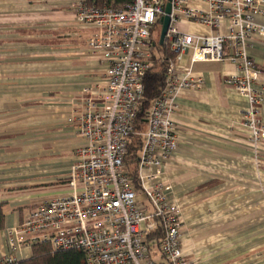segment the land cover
Masks as SVG:
<instances>
[{
	"label": "crops",
	"instance_id": "0c3cea01",
	"mask_svg": "<svg viewBox=\"0 0 264 264\" xmlns=\"http://www.w3.org/2000/svg\"><path fill=\"white\" fill-rule=\"evenodd\" d=\"M75 17L73 0H0V203H6L0 262L32 256L30 247H9L8 230L40 201L69 192L76 149L85 144L69 119L81 109L82 90L106 78L103 60L87 50L91 30ZM254 21L264 25V15ZM181 29L197 36L224 32L196 22ZM249 55L264 70V39L257 34ZM191 56L181 66L202 76L204 86L177 97L178 148L161 176L181 206L182 246L193 264H264V150L257 153L249 141V101L226 82L243 73L232 61Z\"/></svg>",
	"mask_w": 264,
	"mask_h": 264
},
{
	"label": "built area",
	"instance_id": "2783aa9c",
	"mask_svg": "<svg viewBox=\"0 0 264 264\" xmlns=\"http://www.w3.org/2000/svg\"><path fill=\"white\" fill-rule=\"evenodd\" d=\"M114 2L73 0L76 22L91 30L87 50L103 60L106 78L96 89L82 90L81 109L69 119L85 143L76 149L69 192L40 201L8 230V244L13 250L38 243H49L56 251L80 250L86 264H158L148 237L160 223L164 230L161 256L169 264H193L182 246L181 206L161 180L163 165L178 148L177 97L184 89H201L205 82L191 67H182L181 61L191 52L192 62L235 64L243 74H231L226 82L249 101L244 113L249 141L257 153L264 150L260 117L264 70L249 55L253 35L264 39V25L254 21V15H264V0H171L163 45L168 44L176 58L168 65L165 90L147 112L141 132L135 128L137 111L151 68L154 35L168 0ZM185 22L224 32L193 35L181 29ZM136 133L142 137L137 157L140 188L126 161L130 138ZM150 168L155 171L146 173ZM14 261L6 256L0 264Z\"/></svg>",
	"mask_w": 264,
	"mask_h": 264
},
{
	"label": "trees",
	"instance_id": "16d2710c",
	"mask_svg": "<svg viewBox=\"0 0 264 264\" xmlns=\"http://www.w3.org/2000/svg\"><path fill=\"white\" fill-rule=\"evenodd\" d=\"M101 4L104 0H90ZM125 0H115V4ZM158 26V25H157ZM159 28V26H158ZM155 46L151 58V68L144 80V96L140 101L137 118L136 131L141 132L145 129L147 112L153 103L162 96L166 87V74L170 62L175 61L176 53L171 51L168 44L160 45L159 40L154 35ZM142 146V137L139 134H133L130 138L126 161L127 170L133 178L135 186L140 188L137 177L138 173V154ZM6 203H0V230L5 228L6 214L4 206ZM164 238L163 226L159 223L157 229L148 237L150 252L154 257L160 254V244ZM32 256L30 258L14 261L11 264H86L85 254L80 250H53L49 243H38L32 247ZM155 258V257H154ZM158 264H160L158 262Z\"/></svg>",
	"mask_w": 264,
	"mask_h": 264
},
{
	"label": "water",
	"instance_id": "95a60500",
	"mask_svg": "<svg viewBox=\"0 0 264 264\" xmlns=\"http://www.w3.org/2000/svg\"><path fill=\"white\" fill-rule=\"evenodd\" d=\"M171 10H172L171 0H168L166 7H165V15L160 18V24H161V33H160V39H159L160 45H163L165 42L167 30L170 24Z\"/></svg>",
	"mask_w": 264,
	"mask_h": 264
},
{
	"label": "rangeland",
	"instance_id": "374dc122",
	"mask_svg": "<svg viewBox=\"0 0 264 264\" xmlns=\"http://www.w3.org/2000/svg\"><path fill=\"white\" fill-rule=\"evenodd\" d=\"M76 25L78 24L77 22H74ZM79 25V24H78ZM80 27H81V29H83L82 28V26L81 25H79ZM79 33V32H78ZM160 33H161V27H159L158 29H157V31H156V38H157V40H159L160 39ZM79 35H82L83 36V34H79ZM79 37V36H78ZM82 38H84V37H81L80 38V40L82 39ZM80 40H79V42H80ZM80 45H82V44H80Z\"/></svg>",
	"mask_w": 264,
	"mask_h": 264
}]
</instances>
